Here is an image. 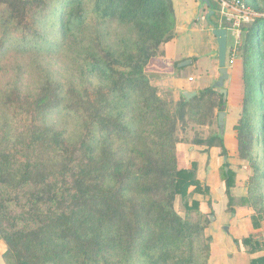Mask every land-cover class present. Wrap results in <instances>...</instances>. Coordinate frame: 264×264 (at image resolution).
Here are the masks:
<instances>
[{
    "label": "trees",
    "instance_id": "1",
    "mask_svg": "<svg viewBox=\"0 0 264 264\" xmlns=\"http://www.w3.org/2000/svg\"><path fill=\"white\" fill-rule=\"evenodd\" d=\"M51 1L0 0V27L17 30L23 39L38 36L35 26ZM92 5L98 19L133 31L129 46L119 52L106 49L91 64L109 83L107 93L92 99L86 88L81 95L68 85L63 96V87L45 79L34 95L14 91L2 100L14 109L16 120L0 122L4 263L198 264L195 243L206 225L189 218L198 214L200 203L189 204L188 198L207 195L209 188L195 178V162L178 168L177 128L186 119L205 125L212 108L206 104L214 96L222 111L226 102L217 91L222 85L168 103L151 84L146 69L175 37L171 0H92ZM75 8L70 16L81 21L82 9L78 3ZM263 37L264 17L241 28L244 62L249 40ZM60 108L83 120L84 133L77 141H69L63 129L41 124ZM94 134L107 142L96 155ZM193 144L204 151L220 149L226 156L220 133ZM224 177L231 203L233 180L230 173ZM176 198L183 202L186 219L174 209ZM234 242L257 251L251 236Z\"/></svg>",
    "mask_w": 264,
    "mask_h": 264
},
{
    "label": "rangeland",
    "instance_id": "2",
    "mask_svg": "<svg viewBox=\"0 0 264 264\" xmlns=\"http://www.w3.org/2000/svg\"><path fill=\"white\" fill-rule=\"evenodd\" d=\"M218 2L209 0L210 8L218 12L216 19H220V25L229 31L226 58L229 70L245 50L240 47L237 33L241 32L240 28L251 27L252 24L233 28L222 14ZM247 2L253 11H258V6L255 10L254 5L249 0ZM76 3L83 12L81 21H73L70 16L75 12ZM203 23L204 42L200 51L203 56L208 55L212 46L216 52L214 61L204 63L199 74L189 66L176 70L175 75L179 79L188 78L186 85L180 82L168 85L165 82L166 85L155 86L168 103H176L183 92H199L205 88L216 90L219 82L222 83L221 88H227V79L219 81L221 74L212 27L204 20ZM35 28L38 36L29 35L23 39L17 30L0 27V122L3 124L16 122L14 109L3 106L4 96L14 91L34 95L45 79L63 87V96L68 85L81 95L84 94L82 89L86 88L92 99L98 92L106 94L109 83L96 73L91 64L96 56L102 57L106 49L119 52L129 46L128 41L133 38L130 27L98 19L93 12L92 0H52L47 10L40 14ZM260 40H249L248 58L242 64L241 97L230 104L227 100L222 111H218L219 98L214 96L206 104L212 108L205 125L188 119L178 124L177 166L190 168L195 162V178L209 188L207 195L192 194L188 198L189 204L193 200L200 203L198 214L193 212L189 218L206 225L195 243L194 258L198 264H264V37ZM233 49L235 56L231 63ZM163 76L166 77L162 75V79ZM110 99L116 102L113 96ZM219 113H223L222 128L218 121ZM41 124L65 130V136L72 142L84 133L83 120L69 116L63 108L45 115ZM218 133L222 134L226 156L221 155L220 149L204 151V146L193 144L195 139H207ZM106 144L105 138L94 134L91 141L93 154H98ZM224 172L230 173L233 180L231 203L224 192ZM174 209L180 217L187 218L180 198H176ZM249 236L258 242L256 252L250 253V248L234 242L235 239L241 242Z\"/></svg>",
    "mask_w": 264,
    "mask_h": 264
},
{
    "label": "crops",
    "instance_id": "3",
    "mask_svg": "<svg viewBox=\"0 0 264 264\" xmlns=\"http://www.w3.org/2000/svg\"><path fill=\"white\" fill-rule=\"evenodd\" d=\"M248 4V0H243ZM172 8L175 18V37L163 45V54L157 58L153 59L152 64L146 69V73L151 75V83L153 86L175 85L180 82L186 85L187 79H179L176 74V70L180 71L182 67H179L183 62L189 61L190 63L186 66L195 68L198 74L202 71L201 66L206 62H213V56L216 54L212 46L209 47L210 50L208 55L203 56L201 50L203 45L204 35L201 31L205 29V24L203 20L214 28H225L220 25V19H216L217 10H212L210 6H207L201 0H171ZM252 5H254L255 10L258 6V13L264 17V0H249ZM250 6V4H248ZM212 11V13H209ZM205 15V16H204ZM215 25V26H214ZM214 26V27H213ZM209 27V28H210ZM246 27V26H244ZM228 29H227V39H228ZM212 35V33H211ZM213 36V35H212ZM214 37V36H213ZM228 46V40H227ZM234 64L230 66L227 78V96L226 101L228 104L233 101L238 100L241 97V87H242V64L243 59L239 57ZM244 66V65H243ZM150 73V74H149ZM164 73V74H162ZM162 75H165L166 77ZM162 80V81H160ZM232 85V89L228 90L229 85ZM5 252V246L0 241V264H5L3 260V253Z\"/></svg>",
    "mask_w": 264,
    "mask_h": 264
},
{
    "label": "built area",
    "instance_id": "4",
    "mask_svg": "<svg viewBox=\"0 0 264 264\" xmlns=\"http://www.w3.org/2000/svg\"><path fill=\"white\" fill-rule=\"evenodd\" d=\"M217 1V0H216ZM221 5L222 14L230 22L233 28L239 29L240 26L245 24H252L255 19L262 17L259 13L253 11L243 0H218ZM241 29V28H240ZM238 32V31H237ZM240 31L237 33L239 39ZM230 53L231 63L233 56H235V49Z\"/></svg>",
    "mask_w": 264,
    "mask_h": 264
},
{
    "label": "water",
    "instance_id": "5",
    "mask_svg": "<svg viewBox=\"0 0 264 264\" xmlns=\"http://www.w3.org/2000/svg\"><path fill=\"white\" fill-rule=\"evenodd\" d=\"M201 2L205 3L207 6H210L209 0H201ZM209 13H212V11H210ZM211 33L214 36L216 44H217L218 68H219V73L221 74V78L219 81H223L228 78V72L226 68L227 29L226 28H214L211 31ZM189 63H190L189 61L183 62L182 64L179 65V67L186 66ZM218 85H222V83L219 82L218 84H216V86ZM217 91L218 93L222 94L223 101L226 102V96H227L226 89L220 88ZM182 95L184 98H186V100H189L196 95V92H192V93L183 92ZM222 115L223 113L218 114V121H219L221 128L223 127L222 122H221Z\"/></svg>",
    "mask_w": 264,
    "mask_h": 264
}]
</instances>
